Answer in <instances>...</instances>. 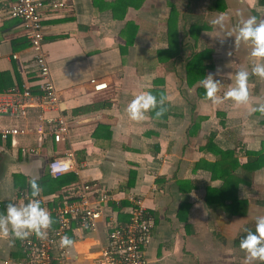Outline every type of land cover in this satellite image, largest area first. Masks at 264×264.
I'll list each match as a JSON object with an SVG mask.
<instances>
[{
  "label": "crops",
  "instance_id": "0c3cea01",
  "mask_svg": "<svg viewBox=\"0 0 264 264\" xmlns=\"http://www.w3.org/2000/svg\"><path fill=\"white\" fill-rule=\"evenodd\" d=\"M13 2L0 0V93L28 84L39 94L29 39L20 20L9 15ZM221 14L222 24L210 23ZM249 17L264 21V0H68L54 16L47 14L44 47L69 138L40 137L33 129L41 114L36 106L23 118L0 116L2 126L29 130L16 144L0 139V214L9 201L25 203L19 191H31L33 177L40 193L56 201H64L78 180H90L118 203L107 208L96 230L73 223L66 256L71 264H98L109 219L129 220L132 195L155 219L145 248L148 264H248L234 240L264 215V166L253 172L251 184H239L247 212L231 215L206 200L207 188H220L223 180L212 177L207 165L218 156L204 146L212 139L241 163L248 151L264 150V113L251 111L264 104V78L252 73L264 58L251 55L250 41L235 42ZM240 69L249 72L247 103L206 98L200 84L205 75L221 81L222 97ZM92 79L108 85L96 90ZM143 91L165 96L160 117L150 109L145 119H130L126 106ZM71 148L80 174L66 172L75 178L62 182L50 173L49 161ZM24 257L23 239L0 231V264Z\"/></svg>",
  "mask_w": 264,
  "mask_h": 264
},
{
  "label": "built area",
  "instance_id": "2783aa9c",
  "mask_svg": "<svg viewBox=\"0 0 264 264\" xmlns=\"http://www.w3.org/2000/svg\"><path fill=\"white\" fill-rule=\"evenodd\" d=\"M67 3L68 0H14L10 5V17L20 20L29 39L32 49L30 67L36 73L41 92L34 93L26 84L23 89L13 87L0 93V116L9 115L19 119L26 116L30 107H39L41 114L33 127L34 131L43 138L51 135L58 142L69 138V124L62 112L61 96L52 78L45 52L43 19L47 14L54 16L64 9ZM13 57L20 60L18 54ZM23 68L27 67L23 65ZM91 82L96 90L104 89L108 85V82L96 79ZM47 112L56 114L50 115ZM28 131L20 126L0 125V139L5 141L11 137L16 144V139ZM21 150L36 149L21 147ZM49 171L53 176H61L69 171L79 175L74 150H66L62 156L50 160ZM19 197L26 203L31 198V191L20 190ZM56 197L41 193L38 197L53 218L47 236L41 238L34 233L30 234L23 239L25 257L17 260L6 259L4 264H71L66 259L69 248L60 246V237L69 236L68 231L73 223L79 227L96 230L107 208L111 207L113 202L118 203L112 193L103 191L94 181L85 179L78 180L69 188L64 201H56ZM130 199L132 205L128 210V221L121 222L113 216L109 219L108 235L101 248L98 264H148L145 248L152 240L155 219L142 198L132 195Z\"/></svg>",
  "mask_w": 264,
  "mask_h": 264
},
{
  "label": "clouds",
  "instance_id": "9594fccd",
  "mask_svg": "<svg viewBox=\"0 0 264 264\" xmlns=\"http://www.w3.org/2000/svg\"><path fill=\"white\" fill-rule=\"evenodd\" d=\"M224 20L223 14L213 18L210 23L220 25ZM250 41L253 44L251 55L253 57L264 58V21L257 23L255 17H249L243 20L238 28L236 41ZM252 73L264 78V62H257L252 67ZM249 72L240 69L234 77V85L223 93V96L217 95L221 81L216 79L213 74L205 75L200 84L205 88V96L213 103H221L223 99L231 98L236 103H247L249 93L247 90V80ZM230 79H232L230 75ZM165 102V96L157 95L151 91H143L135 94L126 106V111L132 120H143L150 109H156L155 116L160 117L165 109L158 107ZM264 113V104H260L251 109ZM31 188V198L23 204L9 201L6 210L0 214V231L7 234L9 230L17 239L27 238L30 234L44 238L47 236V230L53 223V218L48 209L42 206V200L39 199L41 186L37 183V178L29 180ZM10 226V227H9ZM245 235L240 240V247L246 252V261L251 264L252 261H264V215L256 217L255 230L245 229ZM60 246H72L74 241L71 237L64 235L60 237Z\"/></svg>",
  "mask_w": 264,
  "mask_h": 264
},
{
  "label": "trees",
  "instance_id": "16d2710c",
  "mask_svg": "<svg viewBox=\"0 0 264 264\" xmlns=\"http://www.w3.org/2000/svg\"><path fill=\"white\" fill-rule=\"evenodd\" d=\"M204 149L218 156L215 162L209 163L207 166L213 178H221L223 180V185L220 188H207L206 200L208 204L212 207H220L231 215L245 214L249 202L248 200L238 198L239 184L252 183L253 172L264 166V150L248 151L247 162L241 163L232 150H222L212 139L204 146ZM58 178L62 182H71L75 177L71 173L61 175ZM120 208L117 209H119V212H122ZM245 229L255 230L250 227H246ZM245 229L234 240L235 245L239 247L241 238L246 234Z\"/></svg>",
  "mask_w": 264,
  "mask_h": 264
}]
</instances>
